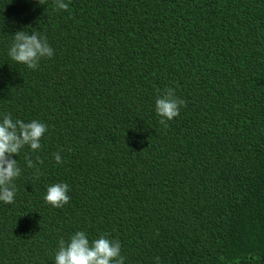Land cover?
I'll return each mask as SVG.
<instances>
[{
  "label": "trees",
  "instance_id": "16d2710c",
  "mask_svg": "<svg viewBox=\"0 0 264 264\" xmlns=\"http://www.w3.org/2000/svg\"><path fill=\"white\" fill-rule=\"evenodd\" d=\"M17 31L53 56L11 61ZM166 88L184 104L162 124ZM7 113L47 131L12 157L0 264H54L76 231L125 264H264V0H0ZM60 182L69 202L46 204Z\"/></svg>",
  "mask_w": 264,
  "mask_h": 264
},
{
  "label": "clouds",
  "instance_id": "9594fccd",
  "mask_svg": "<svg viewBox=\"0 0 264 264\" xmlns=\"http://www.w3.org/2000/svg\"><path fill=\"white\" fill-rule=\"evenodd\" d=\"M67 9V3L57 5V10ZM53 54L54 50L45 36L38 32L28 35L24 31L15 32L7 51L11 61L32 70L38 67L42 59L51 58ZM183 104L184 101L176 97L174 88H166L157 95L154 111L163 124L176 117ZM46 131L47 126L38 120L25 123L20 119L13 121L10 113L0 114V202L11 204L15 199L13 181L21 176V169L12 157L18 155L24 146L38 151L41 137ZM54 159L59 164L62 158L55 153ZM28 164L31 167V161ZM68 191L66 183L49 184L43 200L53 207H62L69 202ZM125 259L118 240L109 239L106 234L90 240L84 231L70 234L67 240L60 238L54 253V264H125ZM155 262L160 264V258L156 257Z\"/></svg>",
  "mask_w": 264,
  "mask_h": 264
}]
</instances>
